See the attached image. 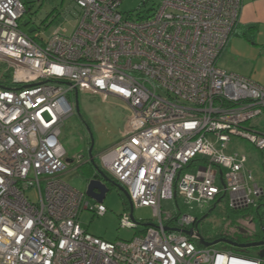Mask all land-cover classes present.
<instances>
[{
  "label": "built area",
  "instance_id": "obj_1",
  "mask_svg": "<svg viewBox=\"0 0 264 264\" xmlns=\"http://www.w3.org/2000/svg\"><path fill=\"white\" fill-rule=\"evenodd\" d=\"M123 1L72 0L74 32L44 40L21 26L28 1L0 0V69L7 64L10 74L0 73V264H264L257 254L203 247L197 236L236 235L237 220L223 217L205 236L209 206L227 198V210L238 213L264 201L250 158L230 148L232 137L254 145L264 176V87L218 66L242 0H164L137 20L120 11ZM80 93L117 98L128 112L121 140L97 159L134 210L153 212L130 241L89 234L81 212L108 210L91 207L64 178L71 161L60 136ZM178 198L203 217L182 213ZM164 202H175L178 214ZM133 214L122 215V229L137 230Z\"/></svg>",
  "mask_w": 264,
  "mask_h": 264
},
{
  "label": "rangeland",
  "instance_id": "obj_2",
  "mask_svg": "<svg viewBox=\"0 0 264 264\" xmlns=\"http://www.w3.org/2000/svg\"><path fill=\"white\" fill-rule=\"evenodd\" d=\"M26 4L27 13L21 20L22 28L28 32L42 31L43 39L47 40L54 31L58 29L67 30L71 35L76 26L79 10L72 0H23ZM164 0H124L120 11L124 14H132L134 19L148 16L154 6L163 3ZM244 38L241 32H237L231 38V44L219 59L218 66L228 72L246 77L253 82L264 87V32L258 40L254 37ZM257 37V35H256ZM257 40V41H256ZM8 65L1 63L0 73H6L9 77ZM72 102L75 98L72 96ZM80 113L75 109V114L66 121L60 140L67 152L68 169L64 173V178L71 187L85 193L89 182L94 178L89 160V149L91 145L90 132L95 140L93 156L98 165L99 154L111 149L121 140V133L125 127L128 116L124 103L117 98H109L104 101L100 96H91L80 93L78 95ZM230 148L232 151L245 153L250 162L248 169L252 170L261 186L264 187V176L262 167V154L250 142L232 137ZM82 157V166L77 163V157ZM226 173V172H225ZM45 188V185L44 187ZM109 192L104 200V206L108 212L105 216H98L92 210L81 212L80 222L87 232L95 237L108 242L130 241L140 235L141 225L153 222V212L149 208H138L134 210V218L138 225L137 230L122 229L120 218L125 213H130V205L127 198L115 187L110 186ZM32 202H38L39 194L36 189L27 192ZM87 198L91 207L97 204L94 200ZM182 213L191 214L199 219L203 217V210L192 202H187L178 198ZM163 208L167 212L178 214L175 202H164ZM228 209V200L223 199L218 209L200 227L205 236H214L223 217H228L234 221L247 218L251 210L238 213H231ZM229 246L220 243L215 246L217 250H228ZM239 249V248H235ZM234 249V250H235ZM240 253L242 256L255 257L256 250L248 248Z\"/></svg>",
  "mask_w": 264,
  "mask_h": 264
},
{
  "label": "water",
  "instance_id": "obj_3",
  "mask_svg": "<svg viewBox=\"0 0 264 264\" xmlns=\"http://www.w3.org/2000/svg\"><path fill=\"white\" fill-rule=\"evenodd\" d=\"M75 109H76V112L79 114L80 108H79L78 94H76V97H75ZM88 132H90V139H91V147L89 149V160H90V163L92 164L94 170L96 171L97 175L101 179L100 180L93 179L89 182L87 189H86L87 197L94 200L97 203H103L105 198H106L107 193L110 191L109 186H113V187L117 188L127 198L129 205H130L131 213H133L134 208H133L131 199L129 197V194L125 190V188H123L121 185L117 184L112 179H110L96 164L95 158L93 156L95 140H94L93 135L91 134V130L89 127H88ZM221 175H222V172H221ZM132 218L134 220V216H132ZM143 226H147V225H143ZM186 233L191 234L190 232H187V231H186ZM197 236L199 238L200 245L203 247H210L213 245L224 243V244H227V245L232 246V247H236V248H240V249H248L251 247H258L260 245H264V243L252 244V245H238V244H236V243H234L228 239H219V240H215L213 242H207L200 233H197ZM259 256L261 258H264V251H261L259 253Z\"/></svg>",
  "mask_w": 264,
  "mask_h": 264
},
{
  "label": "flooded vegetation",
  "instance_id": "obj_4",
  "mask_svg": "<svg viewBox=\"0 0 264 264\" xmlns=\"http://www.w3.org/2000/svg\"><path fill=\"white\" fill-rule=\"evenodd\" d=\"M91 146V145H90ZM94 179L100 180L101 178L94 174ZM110 187V186H109ZM219 206L216 204L208 207L204 216L203 223L218 209ZM251 210V214L247 218L237 220L238 230L234 238L228 239L238 245H252L264 243V201L259 203L255 208ZM246 211V210H245ZM236 248V247H234ZM256 250V254L259 255L261 251H264V245L258 247H251Z\"/></svg>",
  "mask_w": 264,
  "mask_h": 264
},
{
  "label": "crops",
  "instance_id": "obj_5",
  "mask_svg": "<svg viewBox=\"0 0 264 264\" xmlns=\"http://www.w3.org/2000/svg\"><path fill=\"white\" fill-rule=\"evenodd\" d=\"M238 31L241 32L242 36L246 39L249 33V37L255 36L258 40L260 34L264 32V0H242L241 20L234 35H236ZM230 44L231 42L229 45Z\"/></svg>",
  "mask_w": 264,
  "mask_h": 264
},
{
  "label": "trees",
  "instance_id": "obj_6",
  "mask_svg": "<svg viewBox=\"0 0 264 264\" xmlns=\"http://www.w3.org/2000/svg\"><path fill=\"white\" fill-rule=\"evenodd\" d=\"M22 26V25H21ZM25 31V30H24ZM26 32H28V31H26ZM29 34H33L34 32L32 31H30V32H28ZM90 167H91V170L93 171V173H92V175L94 174V172H96L95 170H94V168H93V166H92V164H90ZM220 236H222V234L220 235ZM224 237V236H223ZM216 240V239H215ZM229 249L228 250H231L233 253H235V254H237V255H241L240 253H244L243 251L244 250H241V249H235L234 247H228ZM235 249V250H234Z\"/></svg>",
  "mask_w": 264,
  "mask_h": 264
},
{
  "label": "clouds",
  "instance_id": "obj_7",
  "mask_svg": "<svg viewBox=\"0 0 264 264\" xmlns=\"http://www.w3.org/2000/svg\"><path fill=\"white\" fill-rule=\"evenodd\" d=\"M104 203V202H103Z\"/></svg>",
  "mask_w": 264,
  "mask_h": 264
}]
</instances>
